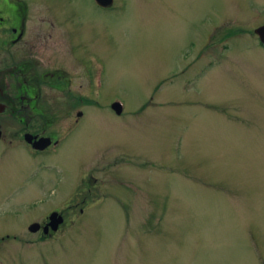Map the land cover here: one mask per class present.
Segmentation results:
<instances>
[{
	"label": "rangeland",
	"instance_id": "374dc122",
	"mask_svg": "<svg viewBox=\"0 0 264 264\" xmlns=\"http://www.w3.org/2000/svg\"><path fill=\"white\" fill-rule=\"evenodd\" d=\"M111 3L28 2L26 32L71 71L75 27L94 86L69 85L44 132L82 117L56 146L0 155V264H264V0ZM54 208L65 225L38 237Z\"/></svg>",
	"mask_w": 264,
	"mask_h": 264
},
{
	"label": "flooded vegetation",
	"instance_id": "af4514ba",
	"mask_svg": "<svg viewBox=\"0 0 264 264\" xmlns=\"http://www.w3.org/2000/svg\"><path fill=\"white\" fill-rule=\"evenodd\" d=\"M29 1L32 0H0V155L17 151L11 148L15 144L12 141L20 140L18 142L22 145L23 153L27 159L32 160L33 155L44 153L56 146L60 142L59 137L63 136L59 135L71 134L80 122L82 110L75 109L74 117L63 121L65 126L62 132L55 135H51V131L44 132L45 128L48 129L51 123L59 119L66 105L81 99L78 85L72 92L70 91L69 85L75 83L74 78L84 74L86 88L89 83V91L94 83L93 75L83 61L82 44L74 26H70L68 22L66 25L63 20L61 21L63 31L67 33V37L63 40L67 49L64 54L69 55V67L73 73L66 69L65 65L68 64L63 58L52 57L53 53L45 51L48 32L41 34L39 31L32 30V35H28L26 31L29 29L27 22ZM44 4L48 8L54 6L48 1ZM111 4L107 8H111ZM50 9L48 14L52 21L53 12H50ZM260 24L264 22L257 26ZM256 38L258 44L264 48V42L260 41L258 36ZM58 63L59 67L56 66ZM52 104H58L56 110H61V107L62 110L58 114L53 109L45 111ZM62 116L60 119L65 118L64 114ZM40 137L50 138L45 147L36 146L37 138ZM51 210L61 215V221L57 222L56 229H52L53 231L50 225H47ZM64 220L63 214L58 209L48 210L36 223L35 231L38 237H41V232L46 230L47 233L44 236H51L65 225Z\"/></svg>",
	"mask_w": 264,
	"mask_h": 264
},
{
	"label": "water",
	"instance_id": "95a60500",
	"mask_svg": "<svg viewBox=\"0 0 264 264\" xmlns=\"http://www.w3.org/2000/svg\"><path fill=\"white\" fill-rule=\"evenodd\" d=\"M111 0H96L97 3L106 5L110 3ZM254 31L258 35L259 39L264 42V24L258 25L254 28ZM112 107H114L115 111L118 112L120 107L117 102L112 103ZM49 142V139L46 137H40L37 139V147H43L45 144ZM49 221L47 222V225H50L51 228H55L58 221H61V216L59 214H56L55 211H51L48 215ZM37 225L33 222L28 225L29 229H35ZM45 228V226H44ZM43 228V230H44Z\"/></svg>",
	"mask_w": 264,
	"mask_h": 264
}]
</instances>
